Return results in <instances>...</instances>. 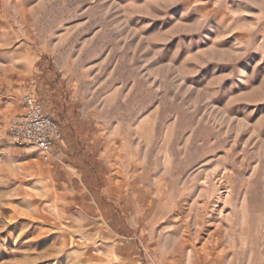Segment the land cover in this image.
<instances>
[{
	"label": "rangeland",
	"instance_id": "obj_1",
	"mask_svg": "<svg viewBox=\"0 0 264 264\" xmlns=\"http://www.w3.org/2000/svg\"><path fill=\"white\" fill-rule=\"evenodd\" d=\"M0 264H264V0H0Z\"/></svg>",
	"mask_w": 264,
	"mask_h": 264
},
{
	"label": "built area",
	"instance_id": "obj_2",
	"mask_svg": "<svg viewBox=\"0 0 264 264\" xmlns=\"http://www.w3.org/2000/svg\"><path fill=\"white\" fill-rule=\"evenodd\" d=\"M8 132L19 145L34 147L46 163L60 159L58 146L64 140V132L35 90L24 92L20 111L11 119Z\"/></svg>",
	"mask_w": 264,
	"mask_h": 264
},
{
	"label": "crops",
	"instance_id": "obj_3",
	"mask_svg": "<svg viewBox=\"0 0 264 264\" xmlns=\"http://www.w3.org/2000/svg\"><path fill=\"white\" fill-rule=\"evenodd\" d=\"M64 141H65V138H64L62 144L64 143ZM62 144H60V145L58 146V150H62V149H61V148H62Z\"/></svg>",
	"mask_w": 264,
	"mask_h": 264
},
{
	"label": "bare ground",
	"instance_id": "obj_4",
	"mask_svg": "<svg viewBox=\"0 0 264 264\" xmlns=\"http://www.w3.org/2000/svg\"><path fill=\"white\" fill-rule=\"evenodd\" d=\"M228 193V192H227ZM223 200V199H222ZM189 248V247H188Z\"/></svg>",
	"mask_w": 264,
	"mask_h": 264
}]
</instances>
